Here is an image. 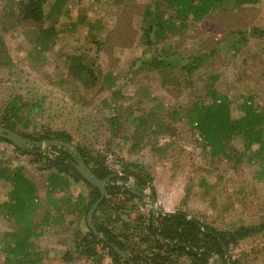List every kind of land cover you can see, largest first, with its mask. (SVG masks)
<instances>
[{
	"label": "rangeland",
	"instance_id": "obj_1",
	"mask_svg": "<svg viewBox=\"0 0 264 264\" xmlns=\"http://www.w3.org/2000/svg\"><path fill=\"white\" fill-rule=\"evenodd\" d=\"M21 1L0 0V115L18 98L17 130L34 138L45 129L65 131L73 148L86 149L111 171L136 164L151 174L155 200L145 189L141 210H180L218 230L264 222L263 161L252 156V149L243 153L237 138L230 143V158L213 156L188 122L194 105L210 104L217 93L228 98L233 119L241 115L238 106L244 101L264 111V0L224 2L194 24L168 12L171 25H164L161 40L147 47V53H170L171 61L179 64L195 53L205 54L207 60L192 73L186 88L172 79L163 83L155 70L135 63L146 50L140 35L143 11L151 0H48L41 28H54L51 38L20 21ZM77 55L90 61L98 83H91L89 76L83 77L88 85L75 80L78 74L69 66ZM171 76L183 78L178 72ZM172 82L183 88L174 89ZM113 116L118 120L115 131L109 122ZM154 119L170 129H158ZM25 149L32 150V144ZM40 150L46 156L54 152L44 141ZM32 160L11 145H0L1 163L20 167L44 201L49 172L43 170L45 161ZM8 190L9 185L0 182V203ZM44 213V208L39 210L36 219ZM15 229L0 212V264L13 258L10 235ZM75 231L79 228L74 224L42 229L39 238L30 240L31 258L37 254V264H93L73 251ZM66 252L71 253L69 262L61 259ZM228 255L242 264H264V231L231 246ZM102 260L100 264L110 263L106 255Z\"/></svg>",
	"mask_w": 264,
	"mask_h": 264
},
{
	"label": "trees",
	"instance_id": "obj_2",
	"mask_svg": "<svg viewBox=\"0 0 264 264\" xmlns=\"http://www.w3.org/2000/svg\"><path fill=\"white\" fill-rule=\"evenodd\" d=\"M47 1L22 0L18 7V17L30 27L38 28V32L46 38H51L55 36L54 28H41L46 19L44 5ZM227 1L243 4L257 2V0H151L143 11L140 35V42L146 50L135 63H139L140 68L155 70L163 83H168L172 79L182 83L184 88L190 86L189 79L192 73L207 60L205 54L199 56L195 53L183 61L184 63L179 64L171 61L170 53L148 55L147 50L149 47L154 48L157 41L161 40L164 25L171 19L168 12H174L175 17L182 23L194 24L212 9ZM168 24L171 25L170 22ZM181 27L185 25L182 24ZM89 30L94 39V28L91 27ZM235 33L241 34L240 32L231 34ZM253 33L260 35L259 30H253ZM93 43L100 44L96 40ZM173 56H176L175 53ZM69 67L81 79L77 77L76 81L88 85L83 81V77L89 76L91 83L99 82L91 71L90 61L84 55L73 57ZM175 72L183 75V78L172 77ZM173 85L176 87L174 89L183 88L177 87L179 83ZM102 89L103 86L100 85L98 90ZM16 104L18 105V98H13L4 106L0 115V128L15 132L35 143L44 141L72 144L71 135L65 131L51 132L45 129L40 138H34L17 130L16 123L20 121V117ZM229 105L226 96L213 94L210 104L194 105L188 122L190 126L194 125L205 142L204 147L210 148L213 156L230 158V143L235 138L239 139L243 153L252 149V156L261 163L263 161L259 167L264 180V111L256 110L251 101H244L238 106L241 115L233 119L230 116ZM109 122L115 131L118 126L116 116L111 117ZM153 122L158 129L165 131L170 129L167 124L163 126L161 120L154 119ZM23 127H26V124ZM0 145L13 146L1 136ZM13 147L20 154L31 155L33 163L45 161L43 170L49 172L45 201L53 210V214L47 213L48 211L44 209L46 214L42 223L37 222L35 212L41 208V202L36 195L35 184L24 176L20 167L2 164L0 161V182L9 185L6 198L0 203V212L12 220L16 227L14 233L10 235L12 246L9 253L13 258L7 259L4 264H37L40 261L37 254L33 258L29 254L30 240L41 236L43 227L60 225L61 220L56 214H61L62 217L63 211L80 222L77 224L80 233L74 232L73 251L93 264H100L105 255L110 259L109 264H242L239 259L228 255L230 247L264 231V222L240 226L234 230H218L198 219L188 217L180 210L173 213L160 209L141 210L140 208L144 206L143 198L146 196L145 189L149 191V199L155 200L151 174L138 168L136 164H123L122 170L111 171L104 160L92 159L86 149L77 147L76 150L84 164L95 177L104 181V197L91 214V223L99 236L97 237L87 227L85 216L91 205L100 197V192L82 180L75 171L73 167L75 161L71 152L62 146H48L47 149L54 151L52 157L51 154L43 155L40 146L36 147L35 144L29 151ZM128 180H132V183L129 184ZM77 184L85 187L86 195L79 194L76 201L73 202L69 197L62 199L56 196L60 192L59 189L68 191ZM101 251L105 255H102ZM70 255L71 253L66 252L61 259L69 262L72 259Z\"/></svg>",
	"mask_w": 264,
	"mask_h": 264
},
{
	"label": "water",
	"instance_id": "obj_3",
	"mask_svg": "<svg viewBox=\"0 0 264 264\" xmlns=\"http://www.w3.org/2000/svg\"><path fill=\"white\" fill-rule=\"evenodd\" d=\"M0 136L9 141L13 146L18 147V148H24L29 145V144H35L36 147H39L41 145L40 143H35L32 141H28L24 139L23 137L19 136L15 132L2 129L0 128ZM46 147L48 146H55V147H65L67 150H69L72 154V157L74 159V164L73 167L75 171L79 174V176L84 180L85 182L89 183L93 187L99 190L100 192V197L91 205L89 208L85 220H86V225L89 228V230L97 237L98 234L96 233L92 223H91V214L94 211V209L97 207V205L102 201L104 194H105V188H104V181L99 180L97 177L94 176V174L91 172V170L84 164L81 156L77 152L75 148H73L71 145H66V144H59L57 142H44Z\"/></svg>",
	"mask_w": 264,
	"mask_h": 264
},
{
	"label": "crops",
	"instance_id": "obj_4",
	"mask_svg": "<svg viewBox=\"0 0 264 264\" xmlns=\"http://www.w3.org/2000/svg\"><path fill=\"white\" fill-rule=\"evenodd\" d=\"M48 173V172H47ZM49 175V174H48ZM30 179V178H29ZM36 186V189H37V193L36 195L38 196V198L40 199L39 197V190H38V186L37 184L32 180L30 179ZM48 185V184H47ZM79 188L81 189V191H79ZM46 190H47V187H46ZM60 192H58L59 194H56V196L58 197H61L62 199L64 198H70L73 202L77 200V196L80 194L81 196H84L86 195V189L85 187L82 185V184H77L75 186H72L70 190H64V189H59ZM64 190V191H63ZM46 192V191H45ZM40 202H41V208L38 209L36 212H35V220L37 222H40L42 223V220H43V217L45 216L46 213L43 214L42 218L40 221H38L36 218L37 216V213L39 212V210H41L42 208L46 209L48 212L47 213H51L53 214V210H51V208L46 204V201H45V194H44V201L42 199H40ZM49 207V208H48ZM64 216L60 217L61 214H56L57 217L61 220V224L60 225H49V226H45L43 227V229L45 230H49V229H66L68 226L70 227L71 225L74 224L77 225L78 224V221L72 216V215H68L66 214V212H64ZM55 215V214H54ZM40 237V236H39ZM37 237V238H39Z\"/></svg>",
	"mask_w": 264,
	"mask_h": 264
}]
</instances>
